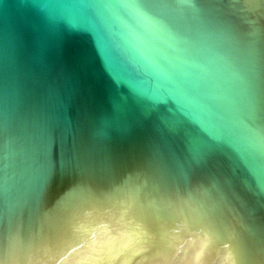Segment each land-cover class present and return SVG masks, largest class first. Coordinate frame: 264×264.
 <instances>
[{
    "label": "water",
    "instance_id": "95a60500",
    "mask_svg": "<svg viewBox=\"0 0 264 264\" xmlns=\"http://www.w3.org/2000/svg\"><path fill=\"white\" fill-rule=\"evenodd\" d=\"M0 264H264V0H0Z\"/></svg>",
    "mask_w": 264,
    "mask_h": 264
}]
</instances>
